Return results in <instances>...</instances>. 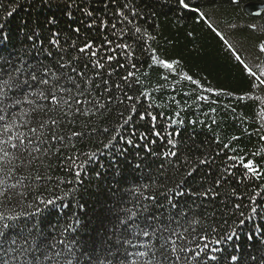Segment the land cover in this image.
I'll use <instances>...</instances> for the list:
<instances>
[{"label": "trees", "instance_id": "obj_1", "mask_svg": "<svg viewBox=\"0 0 264 264\" xmlns=\"http://www.w3.org/2000/svg\"><path fill=\"white\" fill-rule=\"evenodd\" d=\"M186 2L198 13L179 0H0L4 79L54 61L53 32L84 74L58 104L5 101L0 158L24 157L0 171L9 239L31 230L61 264H264V12H244L256 0Z\"/></svg>", "mask_w": 264, "mask_h": 264}, {"label": "snow or ice", "instance_id": "obj_2", "mask_svg": "<svg viewBox=\"0 0 264 264\" xmlns=\"http://www.w3.org/2000/svg\"><path fill=\"white\" fill-rule=\"evenodd\" d=\"M47 2V0H46ZM75 0H73V3ZM233 2H237V0H233ZM179 5L181 8L188 9L192 12H197L198 9L191 8L189 3L186 2V0H179ZM72 4H68V7H71ZM85 13V15L91 16L92 13L90 11H87L86 9H80ZM9 16L12 15L11 12L8 13ZM117 16H121L122 12H117ZM135 15V13H133ZM201 20H203L205 17L203 14H200ZM49 24L54 23L53 20L47 21ZM103 23V21H101ZM92 25H89L91 27ZM116 25H113V28H115ZM209 27H212L211 24H209ZM78 31V29L76 30ZM136 31L139 32L140 29L136 28ZM218 36L221 35L219 32L216 33ZM34 35H38V33L33 32L31 35H29L27 38L29 40L33 39ZM58 32L52 33V39H49L48 43L54 46H57L59 49L58 55L54 54L50 49L46 50V54L48 56H54V61H49L48 63H43L41 61H37L36 63H28L26 67H14L12 71L7 73V79L3 78V69L0 68V104L4 105L3 108H0V112L6 110L7 107H10L9 104H5L6 100H10L12 103L19 104L21 102L27 103L29 105H32L35 101L31 99L30 97H37L38 99L43 100H50L52 104H58L60 100L62 99L61 96L58 95V92L65 93L70 92L72 88L79 89L80 83L79 81L75 80L73 77V73H76L79 76H83L84 74L80 71L79 68L73 65V61L76 59L75 56H72L71 59H67L68 56L67 49L59 47V40L55 39V37H58ZM33 47H36L35 44H33ZM71 47H76L75 44H73ZM121 47H124V45H121ZM92 48V45L89 43H85L84 46L79 47L78 51L80 53H84L86 51H89ZM259 51L264 53V44L260 45ZM95 55V53H93ZM237 60H240V57L236 56ZM0 60H3V57H0ZM162 64H164L165 67L171 68L172 65L166 64L164 61H161ZM98 67H103L102 64L98 65ZM247 68V65H245ZM63 70V71H62ZM248 74L250 76H253L254 73H252L251 69H248ZM132 73H129V76H131ZM86 79V78H85ZM61 81H64V83H61ZM107 83V81H105ZM71 84L72 88H68L65 85ZM119 87V85H117ZM7 89V91H6ZM8 92H12V96H8ZM129 99H132L131 96L128 97ZM243 99V98H241ZM66 102V101H65ZM36 109H34L35 111ZM40 111H46L43 107L39 109ZM4 117L0 116V120H3ZM143 119V117H141ZM55 123L56 121H52ZM40 126L44 127V122H40ZM33 132L36 131L35 128L32 129ZM75 135V133H74ZM233 139H237V137H233ZM261 139H264V136H261ZM20 143L23 145L24 141H20ZM131 143V141H129ZM107 147V145H105ZM12 147H17V145H12ZM38 150V149H37ZM0 151H3V149H0ZM170 155H175V153H170ZM23 155L16 156L12 155L9 156L7 152H4L3 158H0V171H4L7 169L6 174H11L13 171V168H19L21 165L14 163L16 160H23ZM206 161L202 160L201 163H205ZM249 170L255 172V168L252 166L251 163H247L244 165ZM191 175V172L188 173ZM0 185H3V181L0 180ZM13 188L15 185L12 186ZM171 191V190H170ZM0 196H7V193L0 189ZM148 199H154L153 197H148ZM47 203L51 204L53 201L49 200ZM171 207L175 208L176 205L174 203H171ZM146 207V206H145ZM252 211H255L253 209ZM155 218V217H154ZM17 219L16 216H9L5 215L3 213H0V264H11L9 260L4 259L3 254H8L9 251L16 252L18 255L16 257H13L14 259H18L19 255H26L29 252L35 251L38 253H41L43 255V260L40 259L39 256H36L33 258L29 264H44V261H52L54 264H61L60 260L57 259L61 257V252L57 251L55 252V255H53L49 249L50 246L47 244H42L40 235L33 237L31 235V230H29L28 234H25L23 231L20 233H17V236L15 239H9L7 236V231L10 230L13 225L6 223L5 221H15ZM125 223L123 220H121V224ZM243 223V221H241ZM151 227V225H146L144 229H142L143 236L147 237L150 235L149 231H147V228ZM154 234V232L152 233ZM231 239V236L228 237ZM9 245L8 249L4 248L5 244ZM59 243H63V241H59ZM14 246V247H13ZM147 247V246H145ZM161 248L163 249L164 246L161 245ZM69 251L71 249L69 248ZM213 251H216L214 249ZM145 252H139L138 255L143 257L145 256ZM155 255V254H153ZM86 260L89 262V264H105L103 259L100 260H93V258L85 254ZM208 259L214 260L216 259L215 256H209ZM253 260H255V257H252ZM231 260L233 264H237L239 257L236 255H233L231 257ZM66 264H72V260L69 259L66 261ZM108 264H112L111 261L108 262ZM123 264V262H121ZM135 264V261L133 262ZM145 264H152V261H146Z\"/></svg>", "mask_w": 264, "mask_h": 264}, {"label": "water", "instance_id": "obj_3", "mask_svg": "<svg viewBox=\"0 0 264 264\" xmlns=\"http://www.w3.org/2000/svg\"><path fill=\"white\" fill-rule=\"evenodd\" d=\"M257 2H250L244 6V12L247 15L264 12V0H256Z\"/></svg>", "mask_w": 264, "mask_h": 264}]
</instances>
